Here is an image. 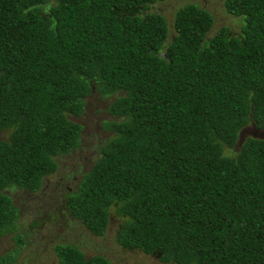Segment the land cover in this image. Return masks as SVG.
<instances>
[{
  "label": "trees",
  "instance_id": "16d2710c",
  "mask_svg": "<svg viewBox=\"0 0 264 264\" xmlns=\"http://www.w3.org/2000/svg\"><path fill=\"white\" fill-rule=\"evenodd\" d=\"M163 0H0V233L20 209L5 190L37 192L79 146L95 89L112 97L110 133L64 209L96 236L111 211L117 243L171 264H264V0H224L238 33L194 3L175 36L148 6ZM17 246L25 241L13 234ZM56 264H111L73 244ZM14 249L0 254L12 264Z\"/></svg>",
  "mask_w": 264,
  "mask_h": 264
},
{
  "label": "rangeland",
  "instance_id": "374dc122",
  "mask_svg": "<svg viewBox=\"0 0 264 264\" xmlns=\"http://www.w3.org/2000/svg\"><path fill=\"white\" fill-rule=\"evenodd\" d=\"M189 3L211 13L213 24L207 34L208 38L221 27H228L231 34L238 33L241 19L226 11L224 0H163L149 5L147 10L157 12L165 18L168 25L167 43L176 34L173 27L176 10ZM109 99L112 97L101 96L95 89L88 95L82 115L71 117L82 125L79 146L69 154L56 157V171L44 179L37 192L30 194L17 188L5 190L20 209L15 231L0 233V254L14 249L12 264H56L54 246L57 244H73L86 257L102 255L111 264H171L160 261L156 254H145L139 249L120 246L116 241V234L121 218L114 216L113 211L105 234L96 236L64 209L66 191L77 187L83 174L98 158L101 145L110 135L101 127L102 120L109 118ZM8 134V131L0 132V139L7 138ZM247 137L264 138V129L256 128L253 123L247 124L239 131L235 145L226 149L225 153L235 154ZM18 233L25 241L23 246H17L12 239V235Z\"/></svg>",
  "mask_w": 264,
  "mask_h": 264
}]
</instances>
